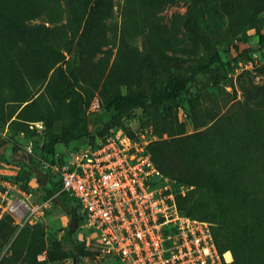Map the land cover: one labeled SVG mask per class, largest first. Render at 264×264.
Wrapping results in <instances>:
<instances>
[{
    "label": "rangeland",
    "instance_id": "obj_1",
    "mask_svg": "<svg viewBox=\"0 0 264 264\" xmlns=\"http://www.w3.org/2000/svg\"><path fill=\"white\" fill-rule=\"evenodd\" d=\"M91 2L0 0V264H72L48 255L74 245L76 264H118L87 219L68 241L69 217L31 172L54 159L42 144L69 154L85 138L63 136L82 126L92 137L151 133L180 213L210 222L231 264H264V0H112L88 20ZM214 54L226 65L198 73L175 101L104 110ZM18 198L40 207L3 211Z\"/></svg>",
    "mask_w": 264,
    "mask_h": 264
},
{
    "label": "built area",
    "instance_id": "obj_2",
    "mask_svg": "<svg viewBox=\"0 0 264 264\" xmlns=\"http://www.w3.org/2000/svg\"><path fill=\"white\" fill-rule=\"evenodd\" d=\"M91 111L100 108L94 97ZM154 136L144 129L86 137L45 167L73 197L103 256L118 264H228L216 245L212 224L183 215L174 202V182L152 160ZM27 199V198H26ZM1 204L4 196L0 198ZM0 204V206H1ZM40 206L17 199L3 211L22 217ZM231 254V252H230Z\"/></svg>",
    "mask_w": 264,
    "mask_h": 264
},
{
    "label": "trees",
    "instance_id": "obj_3",
    "mask_svg": "<svg viewBox=\"0 0 264 264\" xmlns=\"http://www.w3.org/2000/svg\"><path fill=\"white\" fill-rule=\"evenodd\" d=\"M111 2L112 0H92V2L90 3L88 20L97 16L102 11V9L109 7L111 5ZM261 39H264V35L261 36ZM49 52L54 53L52 49H50ZM225 65L226 63L221 59L220 55L214 54L213 56H210L204 63L197 64L187 75L168 79L161 84L157 86L154 85L150 88L128 91L126 93L119 92L113 95L109 100L105 102L103 106L104 110L111 115V118H115L116 116L124 115L133 109H146L153 106H158L165 101H175L187 89L188 85L195 80V77L198 73H205L209 71L211 67ZM227 65L229 64L227 63ZM127 133L132 135V131L130 130L127 131ZM63 137V139L66 141L67 139H71V141L65 144L68 145L69 143L81 138L92 136H90L87 129L82 126L76 127L71 131L65 133ZM150 145L149 150L154 163L156 165L157 163L163 164V158L165 156L164 148L160 147L158 148V150H153L151 152ZM41 149L46 154L54 156V159L47 160L46 162H56L63 155L62 152H56L54 150L53 144L51 143L42 144ZM44 158L46 157L44 156ZM27 159H29L28 155ZM31 167L33 177L35 178L38 186L44 192L45 196L49 198L55 205L59 206L69 217V223L66 229V238L69 241L72 234H74L80 228L84 219H87L86 214L82 212V214L80 213V206L73 197L69 196L66 192L59 191V179L56 176L52 175L46 167L45 169H42L35 165H32ZM52 178L55 180V182H53ZM80 247L83 246L74 245L70 250L62 248L60 252H58V254L49 253L48 256L52 260L68 258L72 260V264H76L79 260L80 252L78 249ZM217 247L220 251L226 250L220 249L218 245ZM227 257H230V253H227ZM232 262L233 259L228 264H231Z\"/></svg>",
    "mask_w": 264,
    "mask_h": 264
},
{
    "label": "bare ground",
    "instance_id": "obj_4",
    "mask_svg": "<svg viewBox=\"0 0 264 264\" xmlns=\"http://www.w3.org/2000/svg\"><path fill=\"white\" fill-rule=\"evenodd\" d=\"M227 253H230V252H226V253H225L226 258H227L228 260H231V254H230V257H227Z\"/></svg>",
    "mask_w": 264,
    "mask_h": 264
}]
</instances>
